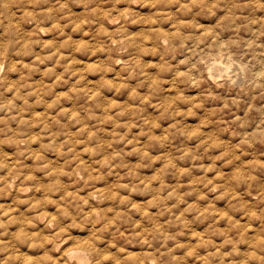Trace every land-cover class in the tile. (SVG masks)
I'll list each match as a JSON object with an SVG mask.
<instances>
[{
	"label": "clouds",
	"instance_id": "9594fccd",
	"mask_svg": "<svg viewBox=\"0 0 264 264\" xmlns=\"http://www.w3.org/2000/svg\"><path fill=\"white\" fill-rule=\"evenodd\" d=\"M0 264H264V0H0Z\"/></svg>",
	"mask_w": 264,
	"mask_h": 264
}]
</instances>
